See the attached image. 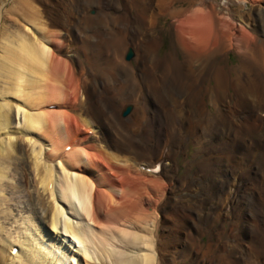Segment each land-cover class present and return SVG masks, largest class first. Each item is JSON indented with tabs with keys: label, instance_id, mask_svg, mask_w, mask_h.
<instances>
[{
	"label": "bare ground",
	"instance_id": "obj_1",
	"mask_svg": "<svg viewBox=\"0 0 264 264\" xmlns=\"http://www.w3.org/2000/svg\"><path fill=\"white\" fill-rule=\"evenodd\" d=\"M179 1L0 0V264H264V6L237 28L231 0ZM20 137L53 205L17 216ZM191 138L209 155L180 176Z\"/></svg>",
	"mask_w": 264,
	"mask_h": 264
},
{
	"label": "rangeland",
	"instance_id": "obj_2",
	"mask_svg": "<svg viewBox=\"0 0 264 264\" xmlns=\"http://www.w3.org/2000/svg\"><path fill=\"white\" fill-rule=\"evenodd\" d=\"M207 1H209V0H203V3L201 4V6H204ZM216 1H217V3H221V1H223V0H216ZM199 2H202V0H181L175 4L174 8L176 10H181V9H186V10L189 9L190 10L191 8H195L196 4ZM230 2H231L230 6L228 3V5L225 6V8L223 7V5L221 6V8L223 9V13L226 16L230 14V16H227V17H228V19L231 18L232 23L234 25H236L237 28L240 25H246L248 27L252 26V24L254 25V23H255L254 18L257 14L256 9L258 7L264 6V2L262 0H261V2H259L260 4L259 3H252L250 0H231ZM91 10L93 11L94 9H91ZM91 10H89V11H91ZM170 21H171V18L166 14L160 15L158 20H157V27L161 30L160 34L162 35V38H163L162 46L159 49V55L161 57L164 56L168 52V50H170V48L172 47L171 44H172L173 34H172L171 30H169V31L167 30ZM7 23H9V22H7ZM36 32H38V31H36ZM239 61H240L239 54H237L234 51H230L227 66L228 67L235 66L239 63ZM6 101H10L11 103L10 102L9 103L12 104L13 100L8 98ZM0 102H5V99L0 97ZM13 102H15V101H13ZM38 109L39 108L37 106H35L33 113H37ZM210 110H211V115H212V113H213V115H217L219 113V112L213 111L214 109L211 106H210ZM213 115L211 116V118L213 117ZM120 116H123V114H121ZM18 121L20 122V118L18 120L16 119V121L12 127L18 128V126H20V125H18V123H19ZM211 121H213V119H211ZM11 130H12V128H11ZM204 132H206V130ZM204 141H205V139L203 141H197V142L194 138L189 139L188 144H186V146H187L186 151L178 158L180 176L186 175V170H187L189 163L200 162L201 159L204 160L208 157V155H209L208 153L207 154L206 153H203V154L199 153L200 152L199 150L201 149V146L204 143ZM18 142H19V144H21L24 154H23V156H20V159L18 162L14 158L12 163H11V170L14 171L15 173L17 171V174H10L9 177L4 179V181L1 183V186L4 187L3 191H4V194L6 196L5 199L10 198V200H13L14 199L13 194H16L18 196L16 198L17 202H15V204L13 202L11 203L12 207L14 208V210L12 212H14L13 214H16V215L19 213V210H21L23 215L28 214L27 208L29 207V205H28L29 198L33 199L36 205H37V201L39 200V205H40V202H42V205H44V206L46 205L47 208L50 209L53 205V200H52L49 192H47V194H46V192H43L42 189L39 187V184L37 182V178L35 177V173L32 170V163L30 160L31 151H30L29 145H27L29 143L25 142L22 137L18 138ZM46 144L47 143H45L44 146L42 147L43 152H44V150L45 151L48 150V146ZM211 154L212 155L217 154V151H214ZM44 156H45V153H43L42 157L44 158ZM40 158H41V156H40ZM6 164H8V163H6ZM195 170H196V166L193 165L192 168L189 170L188 175L193 174ZM18 183H19V186H18ZM21 190L25 191L26 193L21 194L20 193ZM10 200H9V202H10ZM55 201H57V203L59 205H62V203L60 202V200L58 198H57V200L55 199ZM36 205H35V207H36ZM39 205H37V206H39ZM5 208L7 209L6 206H5ZM40 212H42V211H40ZM4 217L0 218V220H2L4 222L3 225L4 226L6 225L5 227H7V229H10V231L14 234L18 228V224L16 225L17 222L11 224V221H12L11 217L9 216L7 219H5ZM69 217H70L71 221H75L70 215H69ZM21 220H23L22 217L19 218V222H21ZM120 224L124 225L125 221L124 222L121 221ZM96 228L99 229L97 225H94L93 229L96 232L100 233ZM206 241H207V237L202 240V243H205ZM113 246L120 251H123L125 253L128 252L126 249H123L116 244ZM15 247L19 250V247L17 245H15ZM131 251H134V249H132ZM7 253L11 254L12 252L7 251ZM69 253L74 255V251H72L71 249H70ZM259 254H262V253H256L253 257H255L256 255H259ZM253 257L250 258V263H251V260ZM72 258H71V260H73ZM76 258H78V257L75 254V259ZM260 259L255 260V262L257 261V262L263 264L262 259L261 260ZM6 260L9 261L8 259H6ZM99 260L101 262L99 261L96 264H103V263L109 264L110 263L106 256H104L103 259H99ZM70 261H69V263H70ZM79 262H80V264H95L93 262L92 263L87 262V261H85L84 258H80V257H79V260H76L77 264H79ZM181 264H183V263H181ZM192 264H195V263H192Z\"/></svg>",
	"mask_w": 264,
	"mask_h": 264
},
{
	"label": "water",
	"instance_id": "obj_3",
	"mask_svg": "<svg viewBox=\"0 0 264 264\" xmlns=\"http://www.w3.org/2000/svg\"><path fill=\"white\" fill-rule=\"evenodd\" d=\"M133 56V52L130 50L127 54V59H131ZM131 111V107L128 106L124 111H123V116H126L127 114H129V112Z\"/></svg>",
	"mask_w": 264,
	"mask_h": 264
}]
</instances>
